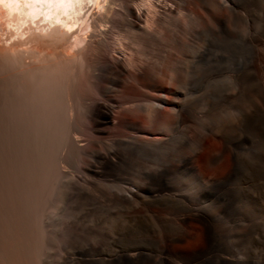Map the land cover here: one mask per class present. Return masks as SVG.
Returning a JSON list of instances; mask_svg holds the SVG:
<instances>
[{
  "label": "rangeland",
  "instance_id": "374dc122",
  "mask_svg": "<svg viewBox=\"0 0 264 264\" xmlns=\"http://www.w3.org/2000/svg\"><path fill=\"white\" fill-rule=\"evenodd\" d=\"M163 2L168 14L158 7L151 35H137L141 59L163 67L172 57L184 75L167 80L162 68L137 92L163 99L162 113L132 116L162 141L114 131L80 136L84 153L58 145L64 171L36 174L27 201L45 225L40 264H264V0ZM119 22L114 37L126 29ZM126 83L120 99L136 94ZM177 92L179 121L169 111ZM12 221L8 230H20ZM8 230L10 240L22 234ZM27 250L6 264H29Z\"/></svg>",
  "mask_w": 264,
  "mask_h": 264
},
{
  "label": "bare ground",
  "instance_id": "6f19581e",
  "mask_svg": "<svg viewBox=\"0 0 264 264\" xmlns=\"http://www.w3.org/2000/svg\"><path fill=\"white\" fill-rule=\"evenodd\" d=\"M158 7L168 14L170 6L163 0H0L1 264L8 262L9 252L22 251L25 245L28 250L23 252L33 264L43 262L40 246L44 243L41 238H46L45 225L41 218L33 219L27 201L36 174L44 180L42 174L51 168L57 175L64 171L61 164L57 165L59 160H53L59 148L77 146L84 153L87 143L80 136L99 138L114 131L134 136L136 141H162L132 118L143 111L149 121L155 122L162 113L163 99L144 100L137 93L141 86H153L162 68L169 71L164 74L167 80H179L184 75L171 56L166 57L163 67H146L142 61V39L138 36L153 29L161 12ZM118 21L125 23L122 26L126 29L114 37L112 25ZM128 80L136 94L120 99L118 94ZM178 95L175 93L169 110L177 121L183 114ZM162 127L167 129L166 124ZM202 211L197 210L200 214ZM14 215L18 220H13ZM10 220L20 223V230L15 224L16 229L10 228V232ZM5 229L10 234L12 230L13 234L21 232L23 242H17L19 233L17 241L12 235V243ZM9 243L10 247L15 245L12 250Z\"/></svg>",
  "mask_w": 264,
  "mask_h": 264
}]
</instances>
